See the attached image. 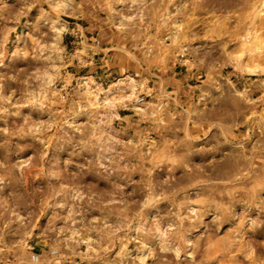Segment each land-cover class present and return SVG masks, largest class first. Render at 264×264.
<instances>
[{
  "label": "clouds",
  "instance_id": "9594fccd",
  "mask_svg": "<svg viewBox=\"0 0 264 264\" xmlns=\"http://www.w3.org/2000/svg\"><path fill=\"white\" fill-rule=\"evenodd\" d=\"M0 264H264V0H0Z\"/></svg>",
  "mask_w": 264,
  "mask_h": 264
},
{
  "label": "rangeland",
  "instance_id": "374dc122",
  "mask_svg": "<svg viewBox=\"0 0 264 264\" xmlns=\"http://www.w3.org/2000/svg\"><path fill=\"white\" fill-rule=\"evenodd\" d=\"M9 3H13L14 0H8ZM89 35H99V33H91ZM65 43L68 45L69 51L72 50V44H73V37L68 36L65 37ZM102 47H111V44H108L105 42L104 44L101 45ZM128 47H131V44L129 43L127 45ZM109 57H113L114 59L112 62L105 66L103 64H100L99 62L104 59V54L101 52L97 57L96 60L98 62V68L96 71V75L103 76L105 70L107 69L112 73V79L115 80L119 77V66H120V59L117 58L118 54L109 52L108 53ZM155 71V69H154ZM69 72H75V69L70 68ZM88 69H83L81 74H87ZM187 70L180 65H176V67L172 70H170L166 75L165 79L170 80V81H176V82H181L183 81V88L182 91L180 92V99L183 102L185 107H188L191 103L196 102V98L200 95L198 91H194L193 89L196 88L198 81L192 79V80H184V76H186ZM151 87V85H149ZM168 92L172 91V87H168ZM151 99V97H149ZM122 115H131L130 112H122ZM142 127H147V125H142ZM39 251V250H37Z\"/></svg>",
  "mask_w": 264,
  "mask_h": 264
}]
</instances>
